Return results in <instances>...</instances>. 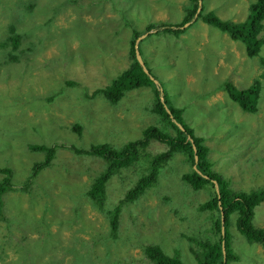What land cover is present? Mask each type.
Listing matches in <instances>:
<instances>
[{
  "label": "rangeland",
  "instance_id": "1",
  "mask_svg": "<svg viewBox=\"0 0 264 264\" xmlns=\"http://www.w3.org/2000/svg\"><path fill=\"white\" fill-rule=\"evenodd\" d=\"M201 1L204 14L241 23L256 0ZM186 2L0 0V42L13 34L18 40L15 47L0 48V167L12 169L14 186L2 195L0 264H150V245L197 264L203 245L219 239L213 212L200 209L213 188L196 191L183 180L192 171L183 153L153 165L152 157L170 149L158 139L132 166L109 177L101 206L86 195L107 162L76 148H121L149 127L167 129L152 112L150 87L127 91L115 104L94 94L129 67L135 33V44L144 36L140 55L171 106H184L186 125L205 137L214 169L230 179L234 191L264 187V45L249 57L246 43L197 19L179 36L146 30L151 22L178 24ZM258 79V111L246 112L225 85L244 90ZM30 145L56 148L43 179L32 185L25 182L45 153ZM152 173V185L125 204L128 192ZM115 206L116 231L110 214ZM237 216L231 214L228 228L237 259L228 264H264V247L238 231ZM255 222L264 228V201ZM106 250L110 255L102 258Z\"/></svg>",
  "mask_w": 264,
  "mask_h": 264
},
{
  "label": "trees",
  "instance_id": "2",
  "mask_svg": "<svg viewBox=\"0 0 264 264\" xmlns=\"http://www.w3.org/2000/svg\"><path fill=\"white\" fill-rule=\"evenodd\" d=\"M184 8V18L178 24L168 26L149 25L147 26V30L160 27L158 28L159 33L165 31L179 36L185 32V29L182 28L196 16L199 0H188ZM198 18H201L207 24L228 32L232 38L246 43L249 57L259 55L264 45V34L259 37L264 32V0H256L252 3L246 20L241 23L222 21L215 12L211 11L204 14L203 9L199 12ZM137 35V33L133 35L130 44L129 55L131 63L129 67L114 78L110 84L104 88L97 89L94 94H103L109 101L115 104L125 96L127 91L144 86L150 87L154 93L152 112L161 117V121L166 125L168 130L159 127H149L143 131L141 138L121 148L113 147L110 144L93 145L89 149L76 148L78 153L101 157L107 162L108 169L95 179L86 195L94 204H100L101 206L105 200V183L109 177L123 167L132 166L135 161L139 160L138 158H141L143 151L151 140L158 139L167 143L170 149L168 152L152 157L151 161L153 165L159 167L171 160L175 153H183L187 156L186 159L192 166V171L185 174L183 180L196 191L204 189L207 186L213 188L211 199L201 204L200 209L204 212H213L215 219L212 228L218 234L219 239L213 244L206 243L203 245L204 250L197 255L199 258L197 264H228L235 257L237 259V256H233L231 253L232 249L228 231L232 213H237L238 215L236 221L238 231L250 242L259 243L264 247V228L255 225L256 208L264 201V187L254 189L251 192L234 191L231 189L230 179L220 171L214 169V162L212 161L211 163L208 158L209 148L205 143V137L195 135L193 129L188 127L184 121L183 116L187 117L185 114L186 108L178 105L174 106L175 108L171 106L165 90L164 93L159 90L158 86L138 62L135 49ZM17 42L18 40L15 39L13 34L8 39L0 42V48H5L8 45L14 46ZM261 87L260 80H256L252 86L244 90H238L231 83H227L225 91L234 102L239 104L242 110L256 113L258 111ZM161 97H163V100ZM73 126L75 131H80L79 124H74ZM172 131L175 132V135L171 134ZM30 148L35 151L44 152L45 157L33 164L31 174L25 182L28 185H32L43 179L40 177V173L51 166L56 153V148L53 146L30 145ZM196 157H198L197 162ZM195 165L197 168H195ZM0 174L3 176L0 181V215H2V195L6 190L14 189V186L11 168L0 167ZM155 176L156 173H152L142 178L137 187L128 192L125 197V204L136 200L147 187L152 185ZM215 181L218 184L217 189ZM119 211V207L115 206L114 210L110 212L113 217L111 225L115 231L118 226ZM106 238L104 237V240ZM145 253L150 264H185L179 253L169 256L158 245L147 246ZM108 255H110L109 250H106L102 258H106ZM97 262H99L98 259ZM109 263L111 262L109 261Z\"/></svg>",
  "mask_w": 264,
  "mask_h": 264
},
{
  "label": "clouds",
  "instance_id": "3",
  "mask_svg": "<svg viewBox=\"0 0 264 264\" xmlns=\"http://www.w3.org/2000/svg\"><path fill=\"white\" fill-rule=\"evenodd\" d=\"M202 9H203V7H202V1L199 0V8H198L197 14H196V16L194 17V19L202 20L201 18H200V19L198 18V14H199V12H200ZM203 11H204V9H203ZM217 16H218V15H217ZM220 19H221V18H220ZM221 20H222V19H221ZM202 21H203V20H202ZM222 21L233 22V21H230V20H222ZM234 23H237V22H234ZM187 24L189 25V23H187ZM149 25H165V26H168V25H174V24H170V23L157 24V23L151 22V23H148V24H147V26H149ZM147 26H146V30H147ZM161 27H164V26H161ZM215 27H216V26H215ZM158 28H160V27L154 28V29H152V30H153V31H154V30H157V31H158ZM190 28H191V27H190ZM190 28H189V29H190ZM216 28H217V27H216ZM189 29H188V30H189ZM218 29H219V28H218ZM152 30H150V31H152ZM221 31H222V30H221ZM163 32H165V31H163ZM224 32H225V31H224ZM225 33H226V32H225ZM227 33H228V32H227ZM228 34H229V33H228ZM144 35H145V34H144ZM142 36H143V35H142ZM142 36H141V37H142ZM230 36H231V35H230ZM231 37H232V36H231ZM139 38H140V37H139ZM139 38H138V39H139ZM138 39H137V40H138ZM238 41H240V40H238ZM136 42H137V41H136ZM139 42H140V41H139ZM135 49H136V44H135ZM139 49H140V47H139V43H138V50H139ZM136 57H137V56H136ZM137 60H138V59H137ZM142 60H143V59H142ZM138 62H139V61H138ZM143 62H144V60H143ZM144 64H145V66H146V68H147V70H148V72H149V74H148L149 77H150V78L152 77V78L155 80V78L153 77L152 73H151L150 70L148 69V67H147V65H146L145 62H144ZM140 65H141V64H140ZM142 68H143V67H142ZM143 70H144V69H143ZM152 78H151V79H152ZM153 79H152V80H153ZM154 80H153V81H154ZM258 80H259V79H258ZM154 83H155V82H154ZM261 85H262V84H261ZM158 88H159V90H160V89H163L162 86H161V84H160V86H159ZM163 90H164V89H163ZM104 144H108V143H104ZM127 144H128V143H127ZM99 145H100V144H99ZM110 145H111V144H110Z\"/></svg>",
  "mask_w": 264,
  "mask_h": 264
},
{
  "label": "water",
  "instance_id": "4",
  "mask_svg": "<svg viewBox=\"0 0 264 264\" xmlns=\"http://www.w3.org/2000/svg\"><path fill=\"white\" fill-rule=\"evenodd\" d=\"M188 24H186L185 26H187ZM142 37H144V36H142ZM142 37H140V38H142ZM140 38L137 40V42H136V56H137V59H138V61H139V63L141 64V66L143 67V69H144V71L147 73V74H149V72H148V70H147V68H146V66H145V64H144V62H143V60H142V57H141V55H140V52H139V50H138V43H139V40H140ZM5 78V76H3V77H1V79H4ZM152 78V77H151ZM153 79V78H152ZM154 80V79H153ZM154 82H155V84L159 87L160 86V83H159V81L158 80H154ZM160 91L162 92V93H164V90L163 89H160ZM161 99L163 100V97H161ZM180 126L182 127V125L180 124ZM183 128V127H182ZM194 148H195V146H194ZM197 160H198V157H196V162H197ZM195 168H197V166L195 165ZM215 186H216V189L218 188V184H217V182L215 181Z\"/></svg>",
  "mask_w": 264,
  "mask_h": 264
}]
</instances>
